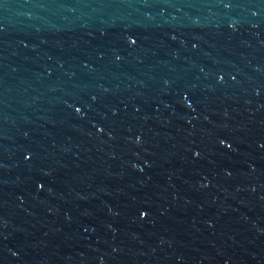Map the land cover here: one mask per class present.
<instances>
[{"label":"water","instance_id":"95a60500","mask_svg":"<svg viewBox=\"0 0 264 264\" xmlns=\"http://www.w3.org/2000/svg\"><path fill=\"white\" fill-rule=\"evenodd\" d=\"M0 264H264V0H0Z\"/></svg>","mask_w":264,"mask_h":264}]
</instances>
